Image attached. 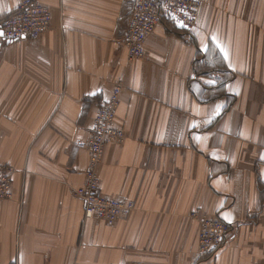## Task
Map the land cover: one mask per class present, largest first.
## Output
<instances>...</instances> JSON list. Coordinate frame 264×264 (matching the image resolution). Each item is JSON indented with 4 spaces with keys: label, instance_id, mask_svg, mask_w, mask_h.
<instances>
[{
    "label": "crops",
    "instance_id": "obj_1",
    "mask_svg": "<svg viewBox=\"0 0 264 264\" xmlns=\"http://www.w3.org/2000/svg\"><path fill=\"white\" fill-rule=\"evenodd\" d=\"M22 0H0V18ZM38 39L0 35V264H264V0H201L196 26L162 19L146 55L123 42L136 0H39ZM1 33V32H0ZM122 83L98 167L102 193L136 206L86 218L98 108ZM198 209L231 224L200 252Z\"/></svg>",
    "mask_w": 264,
    "mask_h": 264
},
{
    "label": "built area",
    "instance_id": "obj_2",
    "mask_svg": "<svg viewBox=\"0 0 264 264\" xmlns=\"http://www.w3.org/2000/svg\"><path fill=\"white\" fill-rule=\"evenodd\" d=\"M201 6V0H136L135 11L123 37L129 60L145 57L147 39L165 17L186 30L193 29ZM51 23L52 12L48 6L39 0H22L14 11L0 18V32L9 40H36L51 27ZM122 91V83L115 84L110 97L98 108L94 118L88 141L90 167L86 172L85 184L76 191L85 203L86 218L114 222L136 206L134 201L105 196L98 173L106 146L122 143L126 138L125 131L116 126ZM14 171L13 166L0 162V199L12 198ZM192 216L200 221V252L205 255L220 248L231 231V224L201 209L194 211Z\"/></svg>",
    "mask_w": 264,
    "mask_h": 264
},
{
    "label": "snow or ice",
    "instance_id": "obj_3",
    "mask_svg": "<svg viewBox=\"0 0 264 264\" xmlns=\"http://www.w3.org/2000/svg\"><path fill=\"white\" fill-rule=\"evenodd\" d=\"M3 33H0V35H2Z\"/></svg>",
    "mask_w": 264,
    "mask_h": 264
}]
</instances>
